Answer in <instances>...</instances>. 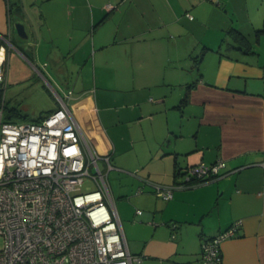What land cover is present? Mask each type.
<instances>
[{
  "label": "crops",
  "instance_id": "crops-1",
  "mask_svg": "<svg viewBox=\"0 0 264 264\" xmlns=\"http://www.w3.org/2000/svg\"><path fill=\"white\" fill-rule=\"evenodd\" d=\"M222 2L0 0L2 87L32 83L39 73L63 91L35 116L4 97L25 120L53 111L59 98L68 104L75 88L80 98L97 84L141 95L102 108L114 136L112 170L129 179L120 199L126 229L115 209L128 251L140 256L134 264L196 261L202 239L238 220L236 235L220 243L222 264H264V32H257L264 21L231 28L233 19L215 6H231ZM13 21L28 26L30 38L18 36ZM228 26L244 36L241 44L227 42ZM122 121L138 132H121ZM218 159L226 164L220 177L177 186L186 168ZM144 180L173 186L172 197H157Z\"/></svg>",
  "mask_w": 264,
  "mask_h": 264
},
{
  "label": "built area",
  "instance_id": "built-area-1",
  "mask_svg": "<svg viewBox=\"0 0 264 264\" xmlns=\"http://www.w3.org/2000/svg\"><path fill=\"white\" fill-rule=\"evenodd\" d=\"M5 63L0 48V87ZM225 166L222 159L199 162L186 168L177 186L218 178ZM112 169L109 155L96 153L65 99L38 120H5L0 109V264L139 263L140 256L128 251L110 193ZM86 178L95 189L79 192ZM142 185L164 200L172 197L173 186ZM142 191L139 186L135 193ZM239 225L202 239L198 259L186 264H222L220 243Z\"/></svg>",
  "mask_w": 264,
  "mask_h": 264
},
{
  "label": "rangeland",
  "instance_id": "rangeland-1",
  "mask_svg": "<svg viewBox=\"0 0 264 264\" xmlns=\"http://www.w3.org/2000/svg\"><path fill=\"white\" fill-rule=\"evenodd\" d=\"M218 1L223 3L222 0H213L215 3ZM229 2L231 5L230 7H228L226 4H217L215 6H217L220 11L225 10L224 12L228 14V18L233 19L231 28L236 27L238 24L240 28L242 27L241 30H244L246 26H243L242 24H247L248 18H253V21L255 22L264 21V0H229ZM14 24L15 22L13 21V27L15 31L16 29ZM229 27L230 26H228L227 29H229ZM25 28L28 38H30L31 34L29 27L25 26ZM227 34L229 36V40H227V42H229L231 45L240 43V41H236L234 39V34L231 30H229ZM249 37L253 42V33H251V36ZM223 50H225V47ZM75 75L76 73L73 74V76ZM34 80L37 82L34 83ZM39 80L43 82V77L37 73L34 74V79H31L32 83H28L23 86L19 85L18 87L9 90L8 88H10V86H5L4 97L7 100V103L10 105H17L23 112L29 114V116H35L43 113L49 106L53 105V99L54 97L56 98L54 92L56 91L59 93V95H62L63 91L56 88L51 83L48 84L45 81L44 83H41ZM70 85L72 87L73 83H70ZM131 89H110L104 88V86L98 84L95 86L91 85L90 90H87L88 93L85 94L86 96L83 95L81 98L78 97V94L81 92V90L76 88L72 89L73 94L68 99V106L71 110V113L79 123L82 133L99 156H104L110 153L108 144L110 145L112 137H114H111V131L109 129V124L106 117L105 120L103 118L102 108L108 107L111 108V111H114L115 108L119 106L129 105L131 101L141 96L137 91ZM6 91L7 93H5ZM95 121H99V125H97ZM129 124L130 123L126 121L118 123L121 132H125V130L128 128H134L138 132V126ZM101 132H104L105 136L102 135ZM144 145L145 143L141 144V146ZM114 158L115 155L112 154V159L110 161L112 165H116ZM99 164L102 170L105 171V165L101 160L99 161ZM107 181L112 199L122 219V227L126 229L125 219L122 217L120 199L122 198V195L128 193L130 190V186L128 185L129 179L128 177L125 178V175H123L121 172L112 170L108 174ZM93 189H95V183L91 179L86 178L79 187V192H87Z\"/></svg>",
  "mask_w": 264,
  "mask_h": 264
},
{
  "label": "trees",
  "instance_id": "trees-1",
  "mask_svg": "<svg viewBox=\"0 0 264 264\" xmlns=\"http://www.w3.org/2000/svg\"><path fill=\"white\" fill-rule=\"evenodd\" d=\"M229 30H231L232 33L234 34V39L236 41H243L242 38H244V36H242V34L240 32L235 31L233 29H229ZM257 32L258 33L259 32H264V26H262L261 29L257 30ZM0 109H2L3 118L5 120H12L11 119V115H9L11 112L14 113L16 115V117H18L21 120H25L26 117H27L24 113H22V111L19 108L15 107V106H9L6 103V101L4 99V88L3 87H0ZM4 112H5V114H4ZM40 118H42V117H40ZM40 118H38V119H40ZM38 119H36V120H38ZM191 184H193V182H191Z\"/></svg>",
  "mask_w": 264,
  "mask_h": 264
},
{
  "label": "water",
  "instance_id": "water-1",
  "mask_svg": "<svg viewBox=\"0 0 264 264\" xmlns=\"http://www.w3.org/2000/svg\"><path fill=\"white\" fill-rule=\"evenodd\" d=\"M28 24L30 25L29 22H28ZM15 29H16V32H17L18 36H20L21 38H25L26 39L28 37V34L26 33L25 26H24L23 23L17 22L15 24Z\"/></svg>",
  "mask_w": 264,
  "mask_h": 264
}]
</instances>
